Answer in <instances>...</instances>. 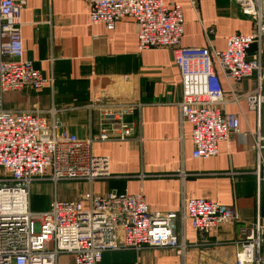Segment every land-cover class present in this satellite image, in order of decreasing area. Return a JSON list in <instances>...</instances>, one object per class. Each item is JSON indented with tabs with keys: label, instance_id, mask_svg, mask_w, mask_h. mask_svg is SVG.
<instances>
[{
	"label": "built area",
	"instance_id": "1",
	"mask_svg": "<svg viewBox=\"0 0 264 264\" xmlns=\"http://www.w3.org/2000/svg\"><path fill=\"white\" fill-rule=\"evenodd\" d=\"M27 0H0V264H58L62 254L73 264H98L107 251L163 248L184 258V224L201 236L238 218L232 206L206 198H182L178 212H151L142 193L92 191V183L111 176L109 158L94 151L98 142L127 141L134 124L127 120L140 104L99 92L85 105L96 116L97 132L76 136L60 118L46 120L42 110H9L7 92L38 90L48 80L23 57L21 11ZM251 18L255 30L228 36L223 50L181 45L184 14L181 4L163 0H87L91 23L111 30L124 17L134 19L137 46L166 48L181 78L177 103L179 124L191 125L192 156L212 158L218 142L250 137L256 179H264V66L260 51L248 56L264 34V0H232ZM255 76L252 90L234 92L231 82ZM224 80L231 88L226 96ZM244 101L254 112L255 129L241 131L235 114L224 109ZM51 113L55 110L52 108ZM176 175L188 174L180 168ZM37 180L85 182L89 188L75 199L54 198L49 207L30 210V184ZM234 264H264V226L259 214L239 230L233 242Z\"/></svg>",
	"mask_w": 264,
	"mask_h": 264
},
{
	"label": "crops",
	"instance_id": "2",
	"mask_svg": "<svg viewBox=\"0 0 264 264\" xmlns=\"http://www.w3.org/2000/svg\"><path fill=\"white\" fill-rule=\"evenodd\" d=\"M181 4L184 31L181 45L223 50L228 36L249 34L253 20L232 0H163ZM23 57L47 78L38 90L7 92L3 105L9 110H42L50 121L60 118L79 137L97 132V120L85 105L99 92L140 104L127 120L134 133L127 141L98 142L97 154L109 158L111 176L92 183V191L105 194L142 193L151 212H178L182 198H206L235 208L238 218L201 236L187 221L184 258L163 248L107 251L98 264H234L233 242L239 230L259 214L264 226V179L254 173L255 154L250 137L231 136L218 142L212 158L192 156L191 125L180 126L177 103L181 78L166 48L138 50L134 19L124 17L108 30L91 23L87 0H27L21 11ZM260 51L264 66V34L251 45L248 56ZM255 76L231 82L234 92L252 90ZM226 96L230 86L222 80ZM55 112L51 113L50 110ZM235 114L241 131L255 129V114L244 101L224 109ZM180 168L188 174L183 180ZM89 188L85 182L37 180L30 184V210L38 214L54 199H75ZM41 195V200L38 195ZM71 257V256H70Z\"/></svg>",
	"mask_w": 264,
	"mask_h": 264
},
{
	"label": "rangeland",
	"instance_id": "3",
	"mask_svg": "<svg viewBox=\"0 0 264 264\" xmlns=\"http://www.w3.org/2000/svg\"><path fill=\"white\" fill-rule=\"evenodd\" d=\"M41 195H38L37 197L40 198L41 200ZM72 255H67V254H62L59 256L58 258V264H73L72 263V257H70Z\"/></svg>",
	"mask_w": 264,
	"mask_h": 264
}]
</instances>
